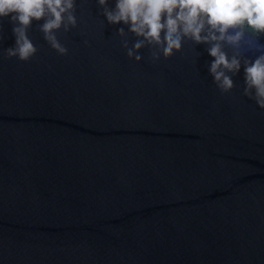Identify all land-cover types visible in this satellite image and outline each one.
<instances>
[{
    "label": "water",
    "instance_id": "water-1",
    "mask_svg": "<svg viewBox=\"0 0 264 264\" xmlns=\"http://www.w3.org/2000/svg\"><path fill=\"white\" fill-rule=\"evenodd\" d=\"M103 12L75 0L63 54L33 22L27 61L0 20V264H264V108L243 70L224 91L204 45L129 57Z\"/></svg>",
    "mask_w": 264,
    "mask_h": 264
},
{
    "label": "clouds",
    "instance_id": "clouds-1",
    "mask_svg": "<svg viewBox=\"0 0 264 264\" xmlns=\"http://www.w3.org/2000/svg\"><path fill=\"white\" fill-rule=\"evenodd\" d=\"M107 23L125 25L136 42L132 57L145 44L158 47L165 58L181 50L184 41L206 46L209 74L224 91L232 88L228 73L243 70L245 94L252 93L264 108V0H97ZM75 0H0V20L14 25L15 46L9 57L27 61L36 49L27 29L40 22V31L53 49L63 54L54 33L75 27ZM123 35V29H118ZM231 49L229 55L225 49ZM254 52L253 59L243 55ZM139 59V57H137Z\"/></svg>",
    "mask_w": 264,
    "mask_h": 264
}]
</instances>
